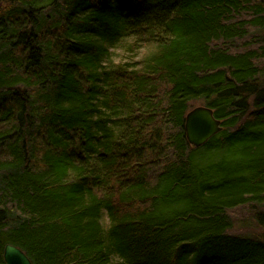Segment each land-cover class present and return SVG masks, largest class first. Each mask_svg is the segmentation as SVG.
Returning <instances> with one entry per match:
<instances>
[{
  "label": "trees",
  "instance_id": "trees-1",
  "mask_svg": "<svg viewBox=\"0 0 264 264\" xmlns=\"http://www.w3.org/2000/svg\"><path fill=\"white\" fill-rule=\"evenodd\" d=\"M199 101L223 131L195 148ZM242 206H264V0H0V264H264Z\"/></svg>",
  "mask_w": 264,
  "mask_h": 264
},
{
  "label": "water",
  "instance_id": "water-1",
  "mask_svg": "<svg viewBox=\"0 0 264 264\" xmlns=\"http://www.w3.org/2000/svg\"><path fill=\"white\" fill-rule=\"evenodd\" d=\"M222 131V122L216 119L214 111L208 107L195 108L186 116L185 133L192 147L204 146ZM4 260L5 264H32L27 255L13 245L5 247Z\"/></svg>",
  "mask_w": 264,
  "mask_h": 264
},
{
  "label": "rangeland",
  "instance_id": "rangeland-1",
  "mask_svg": "<svg viewBox=\"0 0 264 264\" xmlns=\"http://www.w3.org/2000/svg\"><path fill=\"white\" fill-rule=\"evenodd\" d=\"M117 57L119 56L117 55ZM201 106H204L203 102H194L191 105V110ZM263 213L264 206H242L230 211L229 216L232 221L230 234L264 240V224L259 217Z\"/></svg>",
  "mask_w": 264,
  "mask_h": 264
}]
</instances>
